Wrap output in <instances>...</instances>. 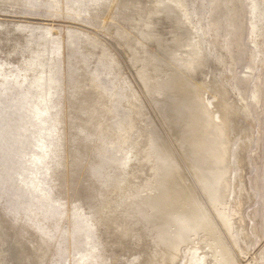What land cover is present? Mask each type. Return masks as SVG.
<instances>
[{"label":"bare ground","instance_id":"bare-ground-1","mask_svg":"<svg viewBox=\"0 0 264 264\" xmlns=\"http://www.w3.org/2000/svg\"><path fill=\"white\" fill-rule=\"evenodd\" d=\"M5 1H8L7 4L9 3L10 5L17 7V5H20L25 0H5ZM107 1L106 0H70L69 3H72L71 6L68 4L66 5L68 9L61 10V11L62 13L66 15V17H68L69 19H73L72 21H76L75 19L79 18L81 11H83L82 9L84 7L87 11L86 13L87 15H93V14L99 15L103 11V9L107 6L106 5ZM117 1L118 0H112L111 3H109L110 5L108 6V12H107L108 19L110 18L111 15H113L115 10L119 9L118 3H116ZM146 1L139 0V1H136L135 3V0H134L133 5H132L134 9L133 10L131 9L132 13L130 14V16H126V17L123 16L122 21L126 25H128L129 29L132 32L129 33L126 30V28L123 27V28H119L118 30H116V35L117 37L120 38L118 39L119 41H121L120 42L121 46L124 47V51L127 53V56L125 53L127 60L131 64L132 62H134V64L132 65H135V69H136L135 71L137 73H139L140 69L143 68V66L137 65V63H135L137 60L135 56L137 53L136 49L138 48V46H142L143 55H147L146 52H148L150 47L145 45L144 43L145 42H147L148 44L155 43L157 45V48H158L157 53L148 52V54L152 57V59H148V57L147 59H145L146 63L148 64L147 65L145 63L146 66H148V71H147L149 72L147 73L148 77L151 75H154L156 71L161 72L163 69H165L164 71L165 74L160 73V75H154L156 77L153 76L154 77L152 78L154 79L153 83L148 81V87H150V89L152 90L154 89V94L156 92V95H155L156 97L158 94L163 95L161 98L158 97L159 99H156V98L154 100L152 99V101L153 103L156 104V109H157V106L160 109V116L162 117L161 118L162 124L165 127L164 128L165 131L170 135V137L172 138V140H174L175 143L176 142L178 143V144L176 143V145L178 146V149H180L181 151L180 155L183 156V159H186L189 162V163L185 162L184 164L186 166V171H187V167H189L191 172H193L192 176L196 178V182H194L193 177L190 176V179L192 180L194 187L196 188L200 187L203 189L205 193L207 194L209 193L211 196L210 199H211L212 205L213 206L216 205L217 207L218 206L220 207L222 206L221 203L226 199V196H228L231 191V188H229L230 182L227 181L225 178L228 172V159H229L225 146L227 144V139L228 141H230V138H228L229 130L228 132L226 131L224 132L223 130H221V128L218 125L224 124L226 128L230 127V122L228 123V120L234 121V119H232V116L236 114V111L233 108L231 109V107L229 108L230 104L228 102L230 101H228V96L226 94L215 97L214 98L216 100L215 103L210 101L208 98L203 97L204 92L206 90L205 89L206 84H208L211 81H207L205 79L206 84L204 83L205 82L204 81L200 83V86H196L195 85L196 81L194 77H192L189 73L185 75L184 72L186 73V71L183 72V70H180V68L178 71L177 69H175V67H172L171 65H169L171 63L167 62L171 58L176 59L175 54H178L176 52L180 51V48L185 49L186 47L187 48L186 52L190 51L189 52L190 54H193V55L195 54L197 56V60L198 58L200 59V61L196 62V64L189 63V65H186V66L180 65L182 69H185L187 71L189 69L191 70L190 72H192L193 70L201 69L202 62L204 60H205V63H204L205 66L208 65L207 64L208 57L210 55L212 59L215 57L214 49L212 48L213 49L212 51L206 49V47H204V44L202 43L204 41L197 36L196 29L194 28V25L191 22V17L188 12V7L190 5L188 0H158L159 1V3L157 1V3L159 4V5L157 4L158 7L148 6ZM44 2L45 3L47 2L50 5L49 6L50 11L60 12V10L56 8L58 4L57 0H44ZM119 3L121 4V1ZM122 3L124 4L125 2H122ZM151 3H154V1ZM119 7L121 8L122 6H119ZM125 9L127 11V8ZM131 10L129 9V11ZM117 11L119 12L120 9ZM161 18H164L167 24H169L168 25L169 29H173L171 27L173 26L172 24L175 22H172V19H176L177 26L180 29V30L178 29V31L181 32V35L176 36L172 32L169 34L171 35L172 38L169 37L170 39L168 38L167 40L168 42L164 40L161 37V34L158 33V30H159L158 27L161 24ZM183 20H184L183 23L185 25L188 24L195 29V34H196L195 39H191V37L189 36V34H192V33H191V30H189L187 26L186 28L189 34L185 30V26L184 24H182ZM108 24H109L108 20H105L104 25L102 24L103 29L106 30V26L107 28L109 27ZM10 25L14 27V31H17L20 33L19 36H21V38L23 37L28 38V35L24 36V34L26 32L28 34L31 33V40L24 38V41H23V39L21 40V38H19V41L21 40L20 42H31V43L34 42V43L32 44L28 43L31 45L30 50H29L30 57L28 56L29 57L28 58L23 55L22 57H24L23 58L24 60H22L21 58L22 62L20 61L21 62L20 65L17 66L18 75H17V78L15 79V83L20 88H24V93L22 97H20L15 102H12L11 104L7 106L5 105L2 106L0 109V122H1L0 124V146L5 145L6 146L5 150L7 152L16 150L19 156V154L24 152L23 150L26 145L35 144V146L39 150V155L35 158V161L32 164L35 167V170L43 171V169H47V171L45 172L46 174L44 173L43 180L39 179L37 176H34V178L29 177L28 179L29 182L27 181L28 183L26 184L25 182L26 180H24L23 182V179H21L22 182L25 184L24 185L25 188L28 191H35L38 193V195L36 194L37 196H35V198L40 205H44L45 207L43 209L34 207L27 213H19V212L17 213V212H14L13 210L14 208L13 209L11 208L14 213L11 215L10 218L12 222L14 223L13 230L15 231L16 236L19 237V238L17 237L18 243H20L19 240H22L23 238H25L23 235L24 233L21 232L22 231L21 229L30 230V231L32 230L38 237L41 238L39 239V242H40L39 247H40L41 253H42L43 248H53L55 261L54 262L52 261L53 263L50 261L52 264H59V260L57 258H59L63 254V252L66 250V245L65 243L63 244L64 239L67 241V244L69 245L73 243V245H82L86 248L89 247L87 254L81 257L79 261L77 262V264H112V258L107 255V249L105 245L100 242L101 238L99 237V229L104 224L101 225L100 228H99V225L103 223L102 219H104L105 222L106 221L108 222L107 219L109 220L112 219L113 217L112 215L110 216L111 218L109 216H108L109 218L106 217L107 219L104 217L105 215H107V212H109L110 209L113 212V210H116L114 208H122L123 210L124 208L127 209L130 207V209H132L133 212L132 214H130L129 220L139 221L136 224H140L142 222L141 233L143 232L146 236L149 235L150 232H152V234L154 235L155 233H157L160 237L163 238L161 239V241L166 243V245L171 250V254H168V252L166 251L167 249L166 245H163L165 247L162 248V245L157 246L158 244L154 243L156 244V247L153 248V246H155L153 244L150 249V253L154 257V259L158 260L157 264H170V263L174 264L176 260H179L180 255L182 254V251L180 250L183 244L188 245V243H191L194 241V239H192L193 241L191 240L192 237L198 238V235L200 234L204 235L205 240L208 241V243H206L205 245L208 248L207 254L209 253L212 254V261H210L208 264H212V263L213 264H238L234 256L233 250L231 251V249L228 248L224 238L222 237V233L220 234V230H218L217 227L214 226L213 223L215 222L212 223V221L209 219L210 214L206 213L207 211H205L206 209H204L205 205L202 207V204H201L202 200L200 201L199 196L197 195L193 185H190V183L188 182L189 177L188 179H185L184 175L181 172L180 165L176 164L175 159L173 158V155H171L168 150H167L168 151L167 153L166 149H164V146H162L163 144L161 145V142L163 141L161 140L160 142H158L160 137H158V135L156 134L154 135L153 133L154 131H153L152 133H150L149 136H146L145 140L141 139L142 140L141 141L139 139L140 140L139 141L138 139H136L133 144V148H131L130 150L127 149L129 142L133 141L131 140L132 137L130 138V132H129L130 129L128 130V128L133 126L134 119H136L135 118L136 107L138 105L140 106V104H138V99H139L137 97L138 93H136L135 87H132L130 82L125 81L126 78L125 80L122 78H119V74L116 70V66H117L116 61L118 60L115 59L116 60L115 61L114 59H111V58L108 59L105 57L104 53L103 55H100L98 57L99 62L101 63L102 66H104L102 75L103 76L106 75L108 77L112 76V78H110V87L117 88V86L120 85L123 89L121 93H125V96L121 98V93H118L119 97L114 95V101H118V105H117L118 110H117L116 107H114L111 102L112 97L110 95L111 94L110 91L100 86V81L96 77V74H92L90 76V79H91L89 81L90 85H88L90 87L87 88L85 86L86 90H89L88 93L90 94L88 95L90 96V98L86 94V98L87 99L89 98L87 101L90 103V101L94 100L93 105L95 103L96 107L95 105L94 107H95L96 112H98L97 114H99L101 118L105 117L106 119L105 118L104 119L106 123H107L106 120L109 121L108 123L109 125L107 124L106 128L110 127L111 132H106L105 131L106 129H104L105 127L103 128V125H102V128L100 126L95 127L93 123H95L96 120L95 118H92V115L89 114V111H87L85 114V118H87L86 120L88 121V124L92 120L91 124L93 125L94 129L91 128L93 130L89 131L90 129L88 130V128H86L89 125L88 126L85 125L84 126L85 129L80 128L78 132L76 131L77 134L74 133L76 135H79V138L77 139L74 138L75 140H73L70 146L72 153L75 154V157H74L70 153V155L74 157L73 163L72 165H70V167L72 171L75 168L76 169L75 171L77 172V168L80 166V164L85 166L84 164L88 160L87 157L89 156V155L87 156V154H89V151L94 147L93 158H92L93 161L92 163L89 162L91 164L87 166L88 176L91 181L89 186L91 187L92 185L93 186L95 185L96 187L94 190H100L103 194V197L108 200H105L102 206L100 207V209L97 211V213H95L94 217L92 218V224L90 223L91 221L88 222V219L86 217H88L89 219L90 217L88 214H86L83 211V207L81 205L75 204V206L71 208L70 207H68V209H66L67 207L65 208L66 205L63 204V200L58 198L59 196L57 197L56 196L57 193L55 194V191L53 190V187L55 188V182L57 184L56 180L59 176L58 174L60 172V168L63 165L62 164L63 162H61L62 161L61 154L66 155L67 153L66 154L62 153L63 150H61V148L63 147L62 145H64V142H62L60 138L61 135L59 132V127H58L60 125V120H61L60 117L63 115L61 114L63 113V111L60 110L61 108L58 107L54 101L52 102L51 100L52 99L51 95H53L52 91L55 88H57L56 87L57 82H60L59 80L56 79L57 74H59L57 70V65H56L57 62L55 61L57 60L55 56L57 52L49 53L50 44H53V46H56L59 44L58 42H61L60 33H59V30H54L43 24H38V25L35 24L34 25L35 27H32L29 25L22 26L20 25V23L6 24L3 22L0 23V32L2 30H5V28L10 27ZM174 29L176 28L174 27ZM79 32L83 34L82 35L78 34L76 38L77 40L74 41L75 39L74 38L72 45H69L70 49L72 50L77 49L75 51L76 54H73L69 58V63H70L69 68L71 70L69 72V86L71 87L70 89H74V90H77V89L79 90V88L81 89V87H83V84H85L83 81L87 79L86 77H88V74L85 69V62H83L84 60L83 61L80 60L81 52H84L87 48L86 44H88L94 50L101 49L102 47H104V44L100 43L102 41L98 39L97 37H94L93 35L86 33L85 30H82ZM69 38L72 39L73 37L70 36ZM9 39L7 40L6 38L4 39V41L12 42ZM213 45H214V48L217 47V42H213ZM15 50L17 51V49ZM18 50H20V48ZM91 50L88 51L87 49V53L89 55H95L96 53L94 54L93 50L92 51ZM208 51L210 52L209 56L206 55ZM204 54L206 55L205 57L203 56ZM187 57H190V56L188 55ZM192 59H195V57L191 58V60ZM191 60L189 59L190 62ZM185 62L183 61V63ZM195 72L196 71H194L193 73ZM173 75H175L174 78L175 79L177 78V81H181L182 83L178 84L176 81L177 84L173 82V84H170L171 85L170 87L166 86V83H167L166 80H168L169 77H171L172 79ZM189 77L192 78V82L190 84H187L188 82L186 81L189 80ZM157 79H160V80H157ZM143 80L145 79L143 78ZM183 82L185 84H183ZM145 83H143V85ZM157 83L158 84L160 83L162 85L158 86ZM3 85H6V84L3 83ZM182 85H186L187 87H183ZM213 85L214 83L212 84V86ZM215 85L217 86V89H214V90L221 91L220 87H222V85L219 83V81H217ZM157 87H160L162 91H159ZM57 89H55V91ZM80 92H82V89ZM151 92L152 91L150 90V93ZM76 93L78 95L79 92L78 91L75 92L74 93L75 96H72V98L74 97L76 99L79 98L81 94H79V96L76 97ZM82 93H83L82 95H85L84 92ZM72 94H69V95H72ZM205 95H206V92H205ZM1 98H2V104H3V97ZM8 98L9 97H6V100H8ZM72 98H70V100ZM150 100H151V96H150ZM84 101L86 100L84 99ZM206 101L207 103H205ZM58 102L59 100H57V103ZM83 102H80V103L82 104ZM109 102L111 103V105H109ZM74 103L75 104L78 103V100L76 102L73 101V105L76 106ZM223 103H225V105ZM87 104L88 103L86 102V105ZM83 106L84 105L82 104V106L80 107L82 108ZM73 107L71 108L73 109ZM210 108L212 109L210 110ZM213 109L214 111H212ZM139 110L141 111L140 108ZM209 110L212 113L210 114L212 115L211 120L209 117V113H210ZM120 111H125L126 114L122 117V119L115 121L114 119L119 117ZM14 114H19L20 118L17 120L16 126L14 128H11L10 116ZM145 115H148V114L146 113ZM114 121L116 122L115 124L113 123ZM5 124L7 125L4 126ZM113 124L115 126H113ZM148 125H152V124L149 122ZM3 126L5 127L4 129H6L4 131H2ZM75 130H78V129H75ZM131 133H133L132 130H131ZM103 136L105 137V140L104 139L102 140ZM96 139H98L99 142L98 141L96 142ZM101 143L106 145L107 147L111 145L112 143L116 145L117 150L114 153H119V151H121V155H123L124 157L123 160L119 159L120 160L119 162L115 160L119 157L117 158L115 157V159H113L111 163L107 162L108 164H106L103 159L106 155L101 156L100 153L99 155H97V152L99 151L103 154L107 153V150H105L101 146ZM79 147H81L83 150V153H81L82 155H80L81 157L76 156V154L78 153V151L76 152V149ZM155 153L157 155H155ZM139 157L141 160L139 159ZM146 157H147V160L145 159ZM143 158L146 163L147 162L150 163L149 165H150V170L152 171L151 172L152 179L149 180V184L147 182H142L141 184L146 183V186H144V188L142 187L139 190H135V192L132 191L134 193V194H131L132 197L125 195L124 199L120 201V204H118V201L114 203L110 199V197L112 196H109V193H108L110 190L109 182L107 186L102 188L99 185V183L95 181V178L92 177V175L98 170L108 172L112 170L113 168L121 169V171H118V172L120 174L126 173L127 175L129 170H132L135 166H136L137 171H139L140 173L145 169ZM7 167L14 168L13 166H11V164L10 166H7ZM113 172H116V171H112L108 173L112 174ZM27 173L28 172L24 168H22L19 170V173L17 176L22 177V178L24 176V179H25L26 177L25 174ZM155 175L159 177L158 181L154 179ZM179 178H181L182 181H180ZM112 185H114L115 189L117 188L116 189L117 192L120 191L121 189L123 190V188H121L123 187V185L118 186L119 185L118 183L117 184L112 183ZM94 190H93V187H91L90 196H93ZM112 191L113 190L111 187V192ZM145 191H146L145 194L140 195V193L145 192ZM124 194L125 193L121 194V196L122 195L124 196ZM128 194L130 195V193ZM10 196H13V195L11 194ZM8 201L10 200L8 199ZM144 211L147 213L150 212L149 213L150 215H147V217L149 216L148 218H145V216L142 214L144 213ZM112 212L110 213L112 214ZM2 213H3V210H2ZM218 213L221 218V221L223 222V226L228 231V234L232 232V235H233V232L235 231V229L234 231L232 229L231 217L229 219L227 212L219 211ZM83 214L85 216H83ZM134 214L136 215L134 216ZM28 217H32L34 220V223L31 222V220H27ZM72 220H75V221H72ZM65 221L71 222V226H72L71 229L69 231L66 230V232L63 231V223H65ZM111 223L112 222H110V224ZM107 224H105V227ZM136 224L132 225V227L133 226L135 227ZM120 225H119V228L121 227ZM136 228L138 227L136 226ZM173 228L177 231L175 233L177 236L174 235L175 236L174 240L170 239L169 237V234H171V231L174 233V231L172 230ZM17 230H20V231L18 232ZM27 233H29V231ZM27 233L26 235H28ZM6 237L7 236L5 234L0 232V244L3 245L4 243H6V245L8 246V240H7L8 237L7 238ZM171 237H173V235ZM26 238H28V236ZM168 238L171 241H168ZM231 240L233 241L232 237H231ZM157 242L160 243L159 241ZM181 242L183 243L181 244ZM18 243L15 245L14 248L12 247L13 243L12 244L9 243L10 245L8 249H9V254L11 255L8 254L9 257L5 261V264H10L11 261L12 262L15 261L17 262V264H24V260L26 261V264H29L30 256L23 255L25 254L24 250L19 248ZM233 243L236 246L237 242L235 243V241H233ZM36 248L33 247L31 249L32 254H33V251L36 252L35 251ZM160 249H164V251L160 252ZM239 249L242 250V247L237 246L238 251ZM28 251H29V248H28ZM38 252H39V249L36 253ZM36 253H34V255ZM39 255L41 254L38 253L37 256ZM243 255H245V253H243ZM167 257L168 258L170 257V259H168ZM15 262L13 264H15ZM141 262L142 261L140 259L137 261L136 264H140ZM150 264H156V263H152L150 261Z\"/></svg>","mask_w":264,"mask_h":264},{"label":"rangeland","instance_id":"rangeland-1","mask_svg":"<svg viewBox=\"0 0 264 264\" xmlns=\"http://www.w3.org/2000/svg\"><path fill=\"white\" fill-rule=\"evenodd\" d=\"M111 1L110 0L107 1L106 3L107 6L105 7L106 9L104 8L103 11L99 15H95V14L87 15L86 14L87 11L84 7L82 9L83 11H81L79 18L75 19L76 21H72L73 19H69L61 11V10L68 9L66 5L69 4L71 6L72 3H69L70 0H57L58 4L56 8L60 10L61 13L50 11L49 9L50 5L47 2L45 3L44 0H39V1L38 0L37 1L36 0H25L20 5H17L18 8L10 5L9 3L7 4L8 1L0 0V23L2 22L6 24L20 23V25L22 26L29 25L32 27H35L34 26L35 24L37 25L43 24L54 30H59L61 42H58L59 44L56 46H53V44H50L49 46V53L57 52L56 53L57 55L55 54L57 60L55 61L58 64L56 62L55 63L57 65V70L59 74H57L56 79L60 81V82H57L56 87L58 89L55 88L57 90L55 91L54 89L53 90L54 92L52 91L53 95H51L52 97L51 100L52 102L54 101L56 105L61 108L60 110L63 111V113H61L63 115L60 117L61 120H60V125L58 127H59V132L61 135L60 138L62 142H64V145H65L64 146L61 144L63 146L61 150H63L62 151L63 154H66V153L67 154L66 155L61 154V157H62L61 162H63L62 163L63 165L60 168V172L58 174L59 176L56 180L57 184L55 182V188L53 187V190L55 191V194L57 193L56 196L57 197L59 196L58 198L63 200V204L66 205L65 208L67 207L66 209H68V207L71 208L75 206V204L81 205L83 207V211L89 215L91 220L88 217L86 218L88 219V222L91 221L90 222L91 224H92V218L94 217L95 213H97V211L100 209L104 201L108 199H105L103 197V194L100 190H94L96 187L95 185L91 186L93 187L94 193H93V196H90L91 187L89 185L91 181L88 176L87 166H89V164H91L93 161L92 158H93L94 147L89 151V154H87V156L89 155L88 156L89 158L87 157L88 160L84 164L85 166L80 164L78 168L76 167L77 172L75 171L76 169L74 168L73 170L74 173H73L70 165H72L73 163L75 154L72 153L70 146L73 140L79 138V135H76V134L79 131V129L80 128L83 129L85 125L86 126L89 125L88 127H86L88 128V130L90 129L89 131H92L94 129L93 125H95V127L100 126L101 128L103 125V128L105 127L104 129H106L105 130L106 132H111L110 127L106 128L109 121L106 120L107 121L106 123L105 122L106 118L105 117L101 118L99 114H97L98 112H96L95 110V107H96L95 103H94L95 107L93 105L94 100L93 101L89 100L90 103L87 101L90 98V96H88L90 94L88 93L89 90H86V87L87 88L90 87L88 86L90 85L89 83V81L91 80L90 76L92 74H96V77L100 81V86L110 91L111 93L110 95L112 97L111 102L113 106L116 107V109L118 110V106H117L118 101H114V95L119 97L118 93H121L123 89L120 85H118L117 88L110 87V78H112V76L108 77L106 75L104 76L102 75L104 66L101 65L98 57L100 55H103V53L105 57L108 59L111 58L114 60L115 59L118 60V61L116 60L115 61L117 62L116 65L118 66V67L116 66V70L119 74V78H122L124 80L126 78L125 81L130 82L132 87H135L136 93H138L137 94V97L139 98L138 104H140V106L138 105L136 107V113H135L136 119H134L135 125L133 124V126H131L132 128L131 127L128 128V130L130 129L129 130L130 138L132 137L131 140L133 141L129 142L127 149L130 150L131 148H133V144L136 139L145 140L146 136H149L150 133L154 131L153 132L154 135L156 134L158 135V137H160L158 142H160L161 140L163 141L161 142V145L163 144L162 146H164V149H166V151L168 150L169 153L173 155V158L175 159L176 164L180 165L181 172L184 175L185 179H188L189 177L188 182L190 183V185H193L194 187V184L192 183V180L190 179V176L193 175L192 174L193 172H191L189 167H187V171H186V166L184 164L185 162L187 163L189 162L186 159H183V156L180 155L181 151L180 149H178V146L176 145L177 142L175 143L174 140H172V138L170 137V135L165 131L164 129L165 127L162 124V119H161L162 117L160 116V109L158 106L156 109V104L153 103L152 101V99L153 100L155 98L159 99L163 95L158 94L160 96L157 95L156 97L155 96L156 92L154 94V89L152 90L150 89V87H148V81L153 83L154 79L152 78L156 77L154 75H160V73L165 74L164 72L165 69H163L161 72L156 71L154 75H151L149 77L147 75V73L149 72H147L148 66H146L147 63L145 59H147V57L148 59H152V57L148 54V52L157 53L158 51L157 45L155 43H152V44H148L147 42L144 43L145 45L150 47L148 52H146L148 56L143 55L142 46H138V48L136 49L137 53H136L135 58L139 60L138 61L136 60L135 63H137V65L143 66V68L140 69L139 73H137L135 71L136 70L135 65H132L134 64V62H132L131 64L127 60L126 58L127 53L124 51V47L121 46V43H120L121 41H119L120 38L117 37L116 35V30H118L119 28H123V27L126 28V30L129 33L132 32L129 29L128 25H126L122 20H123V16L124 17L130 16V14L132 13V10L134 9V7H132L134 0H127V1L118 0L116 3H118V8L120 9L121 12L120 11L118 12L117 10L119 9L116 8L117 9L115 10L116 13L114 12L113 15H111L112 17L110 16V18L108 19L107 12H108V6L110 5L109 3H111ZM120 1H121V4L119 3ZM136 1H139V0H135V3ZM153 1L154 3H151ZM157 1L158 0H151V1L147 0L146 3L148 6L156 7L157 4L159 3V1L158 3ZM188 1L190 3L188 7V12L191 17V22L193 23L194 28L196 29L197 36L204 41L202 43L204 44V47H206V49L211 50V51L214 49L215 57L212 59L211 55L209 56L210 52L208 51L206 54L207 56H209L208 63H207L208 65L205 66L204 64L205 60H204L202 62L201 69H199L200 71L197 69V70H193L192 72H190L191 70L188 69V71L184 70L186 71V73L184 71L183 72L185 75L189 73L192 77H194L196 81V84H195L196 86H200V83L204 81H205L204 83L206 84V80L211 81L209 83L207 82L208 84H206V88H205L206 95L204 92L205 96L203 95V97H206L210 101L215 103L216 101L214 99L215 97L226 94L228 96V101H230L228 102L230 104L229 108L231 107V109L233 108L236 111V114L232 116V119H234V121L228 120V123L230 122V127L226 128L224 124L218 125L221 128V130H223L224 132L225 131L228 132L229 130L228 138H230V141H228L227 139V144L225 146L226 151L229 156L228 172L225 178L227 181L230 182V187H229L231 188L230 194L226 196V199L221 203L222 206L217 207L216 205L214 206L212 205V202L210 199L211 196L209 193L208 194L205 193L203 189L200 187H197V188L194 187V189L197 195L199 196L200 201L202 200L201 201L202 207L205 205L204 209H206L205 210L207 211L206 213L210 214V215L207 214L209 215V219L212 221V223L215 222L213 224L215 227H217L218 230H220V234L222 233V237L224 238L228 248L231 249V251L233 250L237 263L238 264H264V0H188ZM122 2H125V3L123 4ZM119 6H122V7L120 8ZM125 8H127V11ZM129 9L130 10L132 9V10L129 11ZM126 13L129 15H127ZM105 20H108L109 22L108 24L109 27L107 28L106 26V30L103 29V26H102V24L104 25ZM176 21H177L176 19H172V22H175V23L172 24L173 26L171 28L173 29H169V26H168L169 24H167L164 18H161V24L158 27L159 29L158 33L161 34V37L164 40L167 41L169 37L172 38L171 35H169L172 32L176 36L181 35V32L178 31L179 28L177 26ZM183 22L184 20L182 21V24H184ZM185 26H187L189 30H191L192 34H189V32L186 30L189 36L191 37V39H195V35H196L195 29L188 24ZM174 27L176 29H174ZM5 30H2L0 32V109L2 106L4 105L7 106L11 104L12 102H15L20 97H22L24 93V88H20L15 83V79L17 78V75H18L17 66H19L22 60H24L23 59L24 57H22L23 55L26 57L28 56L30 57V51H29L30 46H31L30 44L34 43V42L32 43L31 42H20L22 39L24 41V38L31 40V33L28 34L26 32L24 36L28 35V38L27 37L21 38V36H19L20 33L17 31H14V27L12 25H10V27L8 28H5ZM82 30H85L86 33H89L93 35L94 37H97L98 39L102 41L100 43L104 44V47H102L101 49H97V50L92 49L88 44H86L87 46L85 50L86 52L85 51L81 52L80 60L82 61L84 60L83 62H85V69L88 74V77H86L88 80L85 79L83 81L85 84H83V87H81L82 92H84L85 95H82L83 93L80 92L81 91L80 88L79 90L78 89L74 90V89H70L71 87L69 86V72L71 71L69 68V64H70L69 58L73 54H76L75 51L77 50V49L76 50L70 49L69 45H72L74 38H75L74 41L77 40L76 38L78 34L79 35L83 34L79 32ZM70 36L73 38L72 39L69 38ZM6 38L7 40L10 38L9 40H11L12 42L10 41L5 42L4 39ZM19 38H21L20 41H19ZM213 42H217V47L214 48ZM19 48L20 50H18ZM15 49H17V51ZM87 49L88 51L92 49L93 53L94 54L96 53V54L89 55L87 53ZM186 49H187L186 47L185 49L180 48L181 52L177 51L176 53L178 54H175L176 59L171 58L169 59V61H167L171 63L169 65H171L172 67H175V69H177L178 71H179V68L180 70H182L181 66L189 65V63L196 64V62L200 61L199 58L197 60V56L195 54L194 55L190 54L189 53L190 51L186 52ZM125 53H126V56H125ZM188 55L191 58L195 57V59L191 60L190 57H187ZM206 55L204 54L203 56L205 57ZM209 58L211 59V61ZM189 59L191 60V62L189 61ZM181 60H183L184 62L186 61V62L183 63V61ZM194 71L196 72L193 73ZM174 76L175 75H173L172 79L171 77H169V79L167 78L168 80L166 81L168 85L166 83V86L170 87L171 86L170 84H173V82L175 84L182 83L181 81H177V78L175 79ZM143 78L145 80H143ZM138 79L141 81H139ZM157 80H160V79H157ZM217 81H219V83L222 85V87H220L221 91L214 90V89H217V86L215 85ZM186 82H188L187 84H190L192 82V78L189 77V80H187ZM3 83H5L6 85H3ZM143 83L145 84L143 85ZM210 83L212 84L214 83L213 85L214 87ZM183 84L185 83L183 82ZM159 85H162V84L159 83L158 86ZM182 86L187 87L186 85H182ZM83 88L86 90V92ZM157 88L159 89V91H162L160 87H157ZM150 90L152 91L151 93H150ZM77 91L79 93L78 95L76 93V97L79 96V94H81L79 98L78 99H76L75 97H74L75 99L72 98V96H75L74 93ZM68 93L69 94L73 93V94L69 95ZM86 94L89 97L88 99L86 98ZM124 96H125V93H121V98H123ZM150 96H151V100H150ZM1 97H3V104H2ZM6 97H9L8 100H6ZM81 97L84 98L86 101H84V99H82ZM70 98L72 99L70 100ZM57 100H59L58 103H57ZM77 100H78V103L76 104L74 103L76 105L74 106L73 101L76 102ZM80 102H83L82 104L84 106L82 108L80 107L82 106ZM86 102L88 103L87 105H86ZM205 103H207V101ZM223 104L225 105V103ZM90 105L93 107H91ZM109 105H111L110 102H109ZM71 107H73V109ZM77 108L78 109L81 108L79 109L80 111ZM139 108L141 109V111L139 110ZM211 109L212 108H210V110ZM87 111H89V114L92 115V118H95L96 120V122L94 120L95 123H93V125L91 124L92 120L88 124V121L86 120L87 118H85V114ZM212 111H214V109ZM119 113H120L119 117H117L118 119L117 118L114 119L115 121L122 119V117L126 114L125 111H120ZM146 113L148 115H145ZM210 114H212L211 111L209 113V117L211 120L212 115ZM10 118H11L10 119L11 128H14L20 116L19 114H14V115H11ZM115 121L113 122L114 124L116 123ZM149 122L152 125H148ZM114 124L113 126H115ZM6 125L7 124H5L4 126ZM146 125L148 128L146 127ZM4 126L2 128V131L6 130L4 129L5 128ZM75 129H78V130H75ZM131 130L133 133L134 132L136 133L134 134L131 133ZM103 139L105 140L104 136L102 137V140ZM97 141L99 142L98 139H96V142ZM4 146H0V206L2 208V209L0 208V220H1L0 221V232L5 234L9 239L6 237L8 240V246L6 245V243H4L3 245L0 244V251H1L0 252V264H5V261L9 257L8 256L9 245L13 243L12 247L14 248L15 245L18 243V240H17L18 236H16V233L13 230L14 223L12 222L10 218L11 215L14 212L27 213L34 207H38L41 209L45 207L44 205H40L38 201L36 200L35 196L38 195L37 192L28 191L25 188L24 186L25 184L23 183L24 180H26L25 181L26 184L29 182L28 181L29 177L34 178V176H37L39 179L43 180L44 173L47 171V169H43V171L35 170V167L32 164L35 161V158L39 155V150L37 149L35 144L26 145L23 150L24 152L19 154V156L16 150L7 152L5 150L6 146L5 147ZM101 146L105 150H107V153L103 154L99 151L97 152V155H99V153L101 156L106 155L105 157L107 158L105 157L103 158L106 164L111 163L113 159H115V157L116 158L119 157L115 159L119 162L120 160H123L124 157L123 155H121V151H119V153H114L117 150V147L113 143L109 145L108 147L101 143ZM80 148L81 147L77 148L78 150L76 149V152L78 151V153L76 154L77 157H81L80 155H82L81 153H83L82 148L81 149ZM70 153L74 157L70 155ZM155 155L157 154L155 153ZM145 159L147 160V157ZM143 161H144V158H143ZM10 164L14 168L7 167V166H10ZM144 164H145V169L140 173L139 171H137L136 166H135L132 170H129L127 175L126 173L120 174L118 171H121V169L113 168L112 170L108 171V172L116 171V172H113L112 174H109L106 171L98 170L92 175V177L95 178V181L98 182L102 188L107 186L109 182L110 190L108 193H109V196H112L110 197V199L114 203L118 201V204H120V201L124 199L125 195L131 196V194H134L133 192H135V190H139L142 187L144 188V186H146V183L141 184L142 182H147L149 184V180L152 179V176H151L152 171L150 170V165H149L150 163L148 162L146 163L144 161ZM22 168H24L28 172L27 174H25L26 176L25 179H24V176L23 178L17 176L19 173V170ZM131 173L133 174V176ZM192 177H193V181L196 182V178L194 176ZM158 178L159 177L157 175L154 176V179H156L157 181H158ZM21 179H23V182ZM179 180L182 181L181 178H179ZM112 183L113 184L118 183L119 184L118 186L123 185V187H121L123 188V190L122 189L120 190L122 192L120 191L117 192L116 191L117 188L115 189ZM111 187L113 190L112 192H111ZM123 193H125L124 196L123 195L121 196V194ZM128 193H130V195ZM145 193L146 191L140 193V195H143ZM11 194L13 196H10ZM8 199L10 201H8ZM11 208L12 209L14 208L13 209L14 212ZM114 209H116V210H113V212H115L116 215L110 209L109 212H107V215H105L104 217L106 218L112 215L113 216L112 219L109 220L106 218L108 222L107 221L105 222L104 219H102L103 223L99 225V228H100V226L104 224L99 229V237L101 238L100 242L103 243L107 249V255L112 258V264H136L137 261L140 259L143 262V264H150V261L152 263L157 264L158 260L154 259V257L151 255L150 249L154 243L158 244L157 246L162 245V248H164L165 246L163 245H166V243L161 241V239L163 238L160 237L157 233H155L154 235L152 234V232H150L149 235H147L148 237L143 232L141 233L142 222L140 224H136L139 221L129 220L130 214H132L133 212L132 209H130V207L127 209L124 208L123 210L122 208H114ZM2 210H3V213H2ZM219 211L227 212L229 219L231 217V222H232L231 226H232L233 231L235 229V231L233 232V235H232V232L228 234V231L223 226V222L221 221V218L218 213ZM110 212H112V214ZM149 213L144 211V213L142 214L145 216V218H148L149 216L147 217V215H150ZM136 214H134V216ZM83 216L85 215L83 214ZM10 220L12 223L10 222ZM27 220H31V222L34 223V220L32 217H28ZM69 221H65V223H63V231L65 232L66 230L69 231L72 227L71 222ZM72 221H75V220H72ZM109 221L112 223L110 224ZM105 224H107L106 227H105ZM118 224L121 226L120 228ZM135 224L138 228H136V226L132 227V225H135ZM21 230H22L21 232L24 233L22 234L24 235L25 238H23L22 240H19L20 243H18V245L20 249L24 250L25 254L23 255L30 256L29 264H52L55 261L53 248H43L42 253H41V250L39 247V244H40L39 239L41 238L38 237L32 230L31 231L25 230V229H21ZM172 230L174 231V233L171 231V234H169V237L170 239L174 240V237L177 236L175 234L177 231L174 228ZM17 231L19 232L20 230H17ZM28 231L29 233H27ZM26 233L28 235H26ZM172 235L173 237H171ZM27 236L28 238H26ZM230 236L232 237L233 241H235V243L237 242L236 246L231 240ZM195 238L196 237H192L191 240L194 239V241L192 240L193 242L188 243V245L183 244L180 250L182 251V254L180 255L179 260H176L174 264H208L210 261H212V254L209 253L210 256L209 254H207L208 248L205 245L206 243H208V241L205 240L204 235L200 234L198 235V238L196 239ZM170 239L168 238V241H171ZM157 241H159L160 243H158ZM64 243L66 245V250L63 252V254L59 258H57L59 260V264H77L79 259L85 256L89 249V247L86 248L82 245H73V243L69 245L67 244V241L65 239L63 240V244ZM182 243L183 242H181V244ZM156 244H154L155 246H153V248L156 247ZM237 246L242 247V250L239 249L238 251ZM33 247L35 248L38 247L35 249V251L37 252L39 249L38 253H40L41 255L37 256L38 253L34 251L32 254L31 249ZM28 248H29V251H28ZM163 251L164 249H160V252H163ZM166 251L168 252V254H171V250L169 249L168 246H167ZM34 253L36 254L34 255ZM243 253H245V255H243ZM170 257L169 258L167 257V258L170 259ZM50 261L51 262L53 261V262L51 263ZM14 262L15 261L13 262L11 261L10 264H13ZM142 262L140 264H142ZM15 264H17V262H15ZM24 264H26L25 260H24Z\"/></svg>","mask_w":264,"mask_h":264},{"label":"water","instance_id":"water-1","mask_svg":"<svg viewBox=\"0 0 264 264\" xmlns=\"http://www.w3.org/2000/svg\"><path fill=\"white\" fill-rule=\"evenodd\" d=\"M185 26V25H184ZM185 30H187V28H186V26H185ZM183 71L185 70V69H182Z\"/></svg>","mask_w":264,"mask_h":264}]
</instances>
